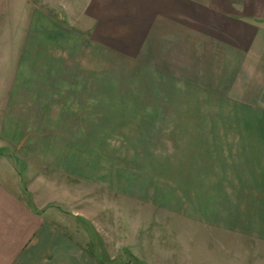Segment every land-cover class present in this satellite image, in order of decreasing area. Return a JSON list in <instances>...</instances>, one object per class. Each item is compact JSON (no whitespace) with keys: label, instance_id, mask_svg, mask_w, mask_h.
<instances>
[{"label":"rangeland","instance_id":"obj_1","mask_svg":"<svg viewBox=\"0 0 264 264\" xmlns=\"http://www.w3.org/2000/svg\"><path fill=\"white\" fill-rule=\"evenodd\" d=\"M85 1L10 0L8 7L2 1L5 13L60 14L61 42L71 45L72 52L59 53L58 71L76 81L64 85L68 88L60 95L75 94L77 100L65 112L70 120L57 125L44 118L43 133L29 128L24 134L27 148L0 153L15 158L12 170L25 185L29 170L39 174L48 196L68 198L70 187L72 207H86L99 230L89 240L94 256L104 258L99 264H139V255L142 264H264V228L241 227L245 220L258 225L264 214L260 199L242 181L229 180L227 113L235 95L228 78L214 75L210 83L189 78L175 64L157 60L158 55L122 53L91 42L74 26ZM68 8L75 10L71 18ZM4 56L0 53V59ZM64 62L73 67L62 69ZM87 62L92 79L81 68ZM184 80L203 84L192 88ZM149 91L162 97L148 100ZM59 103L63 109L64 101ZM45 105L49 108L51 102ZM189 106L202 108L201 115L186 114ZM34 156L42 163L30 158ZM60 202L58 207L68 208Z\"/></svg>","mask_w":264,"mask_h":264},{"label":"crops","instance_id":"obj_2","mask_svg":"<svg viewBox=\"0 0 264 264\" xmlns=\"http://www.w3.org/2000/svg\"><path fill=\"white\" fill-rule=\"evenodd\" d=\"M2 1L8 7L10 0H0V53L6 55L0 59L4 102L0 150L27 148L23 139L29 128L43 133L45 119L61 125L64 118H71L65 112L77 98L64 94L61 99L60 94L68 88L64 85L76 84L75 76L63 77L58 70L59 53L72 52V47L61 42L65 33H60V14L5 13ZM83 5L78 10L83 16L74 26L84 30L91 42L94 39L122 53L158 55L157 60L175 64L189 78H208L209 83L214 75L228 78L229 91L239 100L233 98L227 113L232 134L227 144L229 180L242 181L245 189L256 191L252 196L259 197L264 213V0H86ZM74 9L68 8L70 18ZM70 65L64 62L62 69H71ZM81 68L92 79L91 64L83 63ZM202 82L183 81L192 88ZM47 94L51 97L45 99ZM147 96L148 100L162 97L151 91ZM46 101L51 102L49 108ZM63 101L62 109L59 102ZM189 107L186 114L201 115L197 112L202 108ZM30 158L42 163L36 156ZM13 159L0 153V264H99L104 260L96 258L89 246L99 233L94 218L86 207H72L70 187L65 191L68 198L48 196L41 189L39 174L29 170L25 185L20 173L12 170ZM61 199L67 209L58 207ZM245 221L248 225L242 228H264V214L257 226ZM211 253L210 259L215 255ZM143 257H136L137 263L142 264Z\"/></svg>","mask_w":264,"mask_h":264}]
</instances>
